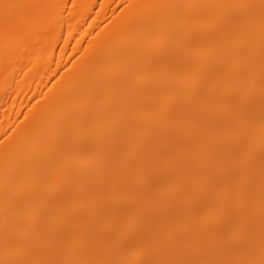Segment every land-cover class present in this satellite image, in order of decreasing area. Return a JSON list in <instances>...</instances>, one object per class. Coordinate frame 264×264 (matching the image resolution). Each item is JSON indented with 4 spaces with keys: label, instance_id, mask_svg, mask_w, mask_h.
<instances>
[{
    "label": "bare ground",
    "instance_id": "1",
    "mask_svg": "<svg viewBox=\"0 0 264 264\" xmlns=\"http://www.w3.org/2000/svg\"><path fill=\"white\" fill-rule=\"evenodd\" d=\"M0 264H264V0H0Z\"/></svg>",
    "mask_w": 264,
    "mask_h": 264
}]
</instances>
